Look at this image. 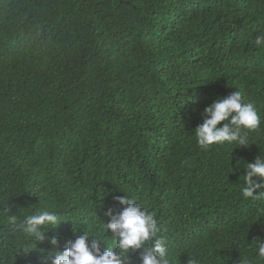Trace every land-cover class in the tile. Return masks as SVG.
<instances>
[{
	"label": "trees",
	"instance_id": "1",
	"mask_svg": "<svg viewBox=\"0 0 264 264\" xmlns=\"http://www.w3.org/2000/svg\"><path fill=\"white\" fill-rule=\"evenodd\" d=\"M257 35L264 0H0V264H45L83 232L111 243L124 195L170 264H264V199L241 191L264 157ZM236 90L261 117L252 144L201 149L203 109ZM41 208L64 220L56 247L22 230Z\"/></svg>",
	"mask_w": 264,
	"mask_h": 264
},
{
	"label": "clouds",
	"instance_id": "2",
	"mask_svg": "<svg viewBox=\"0 0 264 264\" xmlns=\"http://www.w3.org/2000/svg\"><path fill=\"white\" fill-rule=\"evenodd\" d=\"M254 44L257 47L264 46V35H257ZM201 116L203 122L194 129V134L198 145L204 150L225 144L248 147L252 144L249 142V133L258 130L262 122L255 104L244 103L242 93L238 90L223 98L217 96L203 109ZM243 175L242 196L251 200L264 199V191H261L264 190V157L258 155L254 162L246 163ZM114 200L122 209L116 214L111 209L105 212L108 220L101 229L105 235L111 231V243L83 232L68 242L63 251L48 256L45 264L47 261L50 264H129L131 253L137 251L140 264H170L167 243L159 235L160 228L155 216L147 208L135 203L134 197L115 196ZM11 219L14 222L15 216ZM61 221L64 220L55 212L41 208L25 216L21 227L31 241H47L49 245L56 247L57 237H48L46 233L50 227H57ZM75 233L76 230H73L74 235ZM254 241L257 245L256 255L264 258V242H260L259 238ZM101 244L105 245L103 251ZM33 250L19 254L26 255Z\"/></svg>",
	"mask_w": 264,
	"mask_h": 264
}]
</instances>
